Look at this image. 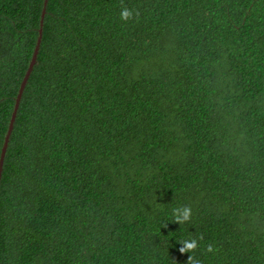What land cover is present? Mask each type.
<instances>
[{"label":"trees","instance_id":"obj_1","mask_svg":"<svg viewBox=\"0 0 264 264\" xmlns=\"http://www.w3.org/2000/svg\"><path fill=\"white\" fill-rule=\"evenodd\" d=\"M42 6L0 0V149ZM0 264H264V0H47Z\"/></svg>","mask_w":264,"mask_h":264},{"label":"water","instance_id":"obj_2","mask_svg":"<svg viewBox=\"0 0 264 264\" xmlns=\"http://www.w3.org/2000/svg\"><path fill=\"white\" fill-rule=\"evenodd\" d=\"M46 3H47V0H43V6H42V9H41V13H40L39 28H38V35H37V38H36V43H35V46H34L30 61L28 63L27 69H26V71H25V73H24V75H23V77H22V79L20 81V85H19L17 94H16V96L14 98L13 109L11 111V115H10V119H9V122H8L7 130H6V133L4 135L3 143H2V146H1V149H0V178H1V172H2L4 155H5V152H6L7 145H8L10 133H11L12 128H13V123H14V120H15V117H16V112H17V109H18L19 101H20L22 92L24 90V87L26 85V82H27V80L29 78V75H30V73L32 71L33 65L36 62L37 53H38V49H39V45H40V41H41V33H42L43 19H44V15H45V11H46Z\"/></svg>","mask_w":264,"mask_h":264},{"label":"clouds","instance_id":"obj_3","mask_svg":"<svg viewBox=\"0 0 264 264\" xmlns=\"http://www.w3.org/2000/svg\"><path fill=\"white\" fill-rule=\"evenodd\" d=\"M133 15H134V11L127 7H122L120 10L121 21L127 22L133 17ZM191 214H192L191 208L188 206L173 209V217H174L175 222L177 223H183L185 221L190 220ZM197 246H198L197 241L195 239L185 240L183 242V246L179 248V251L181 253L191 252L195 250ZM208 250L211 251V245H209ZM189 260H191V257H189Z\"/></svg>","mask_w":264,"mask_h":264}]
</instances>
